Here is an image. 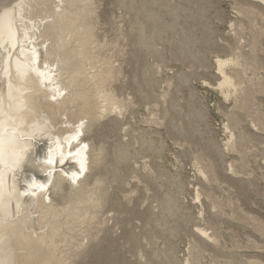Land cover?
I'll return each mask as SVG.
<instances>
[{
    "label": "bare ground",
    "instance_id": "bare-ground-1",
    "mask_svg": "<svg viewBox=\"0 0 264 264\" xmlns=\"http://www.w3.org/2000/svg\"><path fill=\"white\" fill-rule=\"evenodd\" d=\"M81 1L0 0V258L1 256L4 258L7 256L5 264H84L83 262L88 256L98 254L103 258L101 264L134 263V261L129 263L125 259L127 257H123L124 255L121 256V260H117V258L113 260L114 256L107 249L108 244L103 245L104 241L115 244L118 242V238L123 235V229L119 224V220L125 218L123 211L118 209L116 214H111L109 217L103 218V220L101 218L102 211L110 204H117V206L123 207L126 205H123L124 203L121 202V199L116 194H114V199L111 194L114 188L113 181L118 180L119 183H122V186L123 183H129V177H121L119 171L123 169L121 163L126 162L125 159L131 154L129 150V146L132 144L131 137L127 141H122L120 138L116 139L111 148L113 149V154L114 152H119L120 155L117 153L114 156L113 154L108 155L109 148L106 141L100 140V142H96L92 132L96 123H104L103 119L119 122L125 118L126 114L134 111L138 103L137 98L141 96L140 90L143 91V89L138 87V85L140 92H136L137 88L135 90L140 96L137 94L135 96V92L133 94L132 92L128 93L126 96L118 94L114 83L124 76V72L123 65L117 57L123 58L128 53L126 49L127 42L125 44L122 43L126 38V34L121 29L120 24L122 22H116L118 27V35L116 37L100 36L97 32V20L102 0ZM157 1L160 0H120L121 3L119 4L128 9L130 8V10H136L134 17L130 20L129 28L132 31L134 29L139 32L135 42L137 49H148L151 47L152 54L161 55V50L159 51V49L155 48V42L165 39L172 41L175 45L179 43L183 45L190 43L189 45H191L195 37H192L190 30H186L185 35L182 36L178 27L179 18L183 14L188 16L185 12L187 10L184 9L187 7L184 6L182 8L184 10H181L180 7L184 4L180 6L172 5L170 0L159 3L158 5L165 7L167 12H172L171 20H165L161 11L152 8V5ZM69 3L80 4L78 6L79 9L82 6L80 13H84L85 16H88L86 14L93 16V18L91 17V22L71 19V13L73 12L68 8ZM149 4H151L150 7ZM236 6L241 18L234 20L230 29L232 34L231 32L230 34L228 33L233 41L226 47L229 49V55L223 59L218 54L214 62L217 82L215 86L226 100L232 99L234 104L233 109L226 113L228 123L225 125V129L228 130L229 136L227 135L224 144L220 145L221 143L218 144L214 141V145L216 150H218L219 159L222 158L223 160L228 155L226 151H235L238 154V158H236L239 162L235 159L238 163L231 160L228 166L230 168L227 167L234 173L241 172L243 169L246 171L245 166H247L249 161L246 157L251 155L248 150V144L255 137L254 133L251 132L252 129L249 130L244 127L245 120L240 111H244L243 113H245L244 115L248 118L249 123L256 127L257 131H264V111L261 108V100L258 97L264 94V0H242ZM139 12H146V17H143ZM204 12L205 10L203 9L197 10L200 17L203 16ZM66 21L68 22L66 23ZM206 25L208 26V24ZM51 30L55 34L57 30L60 31L61 35H59L60 38L57 41L53 40L54 33ZM71 30L75 32L84 31L85 40L81 43L77 42V45L82 47L81 51L77 52L75 56L83 55L87 61L80 66L78 74L84 76V79L87 80V86H91V81L93 80L95 83L94 87H84L83 84L79 85V87L71 86V82L74 79V67L71 68L69 65L68 56H73L74 54H71V45L65 44L69 39L68 36ZM168 31H171L172 35L167 38ZM209 31H211L210 36H212V33H214L213 29L210 28ZM208 33L207 35H209ZM244 35H247V38L241 43ZM177 36H179L178 40L176 39ZM196 39L198 41L200 38ZM211 42L214 43L213 41ZM130 44L132 45V43ZM245 46L247 49H244ZM191 48H182L180 55L183 54L187 59H191L192 50H195ZM97 51H103L104 53L102 52L101 55L96 53ZM205 59L207 58L205 57ZM205 59L204 61H206ZM116 62L118 63L116 64ZM200 62L199 64L202 63ZM45 65L52 72L51 81L48 84L42 83L39 75V71H43ZM149 67L148 65L145 66V72L150 69ZM184 75L181 78L182 83H186L190 79L189 76ZM136 76V74L133 75L131 80L128 81H133ZM167 82L165 81L171 86L172 82H169V80ZM145 83L148 84L149 80L148 82L145 80ZM135 84L137 85V83ZM153 85H151L152 88L154 87ZM169 86H167L166 90H168ZM152 92L154 91L151 90ZM169 92H165V90L163 93L160 92V98L166 99L167 96L171 95H169ZM202 94L205 95L203 92ZM143 97H146V95L141 96V98ZM164 99L155 101L156 108L154 110L151 109V114L149 113L152 115L149 120L150 124L162 125L170 117V110L160 107L165 102ZM173 104L176 105L175 100ZM102 126L104 125L102 124ZM173 127H176L179 134L184 133V129L177 124ZM139 129L141 130V128ZM130 130L132 131V141L134 139V144L138 143L140 149L146 145V148H153L156 153L162 152L161 148L163 146H159L160 143L157 145V142L155 144L156 140L150 136V130V132L148 131L149 133H136L135 131L137 130H132V128ZM154 133H157L158 136L160 135L156 130H154ZM34 135L36 139H30ZM73 137L76 138L71 139L69 143L68 141ZM70 153L71 155H69ZM112 155L113 160L109 169L112 175L108 180L99 175L96 172V168L101 170L100 163L103 159L105 160ZM49 158L53 159V164L48 163ZM195 159L204 179L209 182H217L219 180L220 171L218 169L221 164L218 161L205 152L198 154ZM106 161H104V164ZM81 165H83V168H81ZM141 165L144 173L136 175V180L143 183L141 188L148 192L152 190V186L155 183L152 185L150 179L154 176L159 181L160 175L163 173L155 170L156 168L149 162H143ZM132 168L130 169L131 172L134 169ZM225 168L223 170L226 171ZM74 176L75 179H73ZM174 179L177 180L178 178ZM244 179L247 180L245 176ZM163 181L161 183L157 182L159 191L153 189L155 192L153 195L150 194L156 205L148 207L149 219L145 220L143 226L142 224L141 226L155 230L158 228V230H161L163 229L161 226H163L166 231L174 235L176 226H173L176 224L171 226L172 228L170 226L168 228V220L165 221L164 218H166L165 215L175 216L179 209L180 201L178 202V198L173 194L176 189L168 193L164 191L167 194L160 190V188L162 189ZM41 184L45 186L44 190L38 187ZM33 185L36 187L33 188ZM198 188L195 192L197 199L202 198L203 195L210 197L208 193L211 192L206 193L204 192L205 188H203L204 190ZM180 189L183 190L182 187ZM135 190L137 188L131 189L129 196L124 199L130 206H132L130 203L132 202L131 196ZM24 191L34 192V194L21 196ZM212 193L216 195L214 192ZM140 194L144 195L142 192ZM229 197L227 196V198ZM192 202L194 203V201ZM211 203L213 207L219 209V199L218 201L213 199ZM137 207L136 212H132L131 215L139 221L141 215L145 212H140L142 208L139 205ZM227 208L230 209L229 207ZM164 213L166 214L161 221L159 216H163ZM220 213L224 214L226 212L220 210ZM121 216L122 218L119 219ZM110 220H112L111 226L108 225ZM172 223L170 222V224ZM209 225L210 228L200 225L195 227L197 230L195 229L196 231L193 232L194 239H192L193 242L190 248V254L194 251V260L201 258L203 247L208 245L219 247L220 245L223 236L221 226L217 223H211V221H209ZM136 229H138V226L132 221L128 230L132 240L136 238L138 240ZM208 229H212V231L207 233ZM102 231L105 233L109 231V233L102 236L100 235ZM259 231L264 233V226ZM139 235L141 236V234ZM157 238L160 237H155V239ZM152 244L150 243V245ZM101 247L104 250L103 252H100L102 250ZM144 247L143 244L138 242V250L134 255L143 258L147 253ZM148 249L150 248L148 247ZM153 254L154 258H157L163 253L155 252ZM165 255L169 258V264H178L176 256L169 257L166 253ZM52 258H54V261H49ZM236 258L229 256L223 261L214 258L213 262L215 264H237ZM137 259L139 258L137 257ZM143 259L148 261L145 263L151 264V260L146 259V257ZM189 263L191 264L190 259L187 264Z\"/></svg>",
    "mask_w": 264,
    "mask_h": 264
},
{
    "label": "rangeland",
    "instance_id": "rangeland-1",
    "mask_svg": "<svg viewBox=\"0 0 264 264\" xmlns=\"http://www.w3.org/2000/svg\"><path fill=\"white\" fill-rule=\"evenodd\" d=\"M80 1L81 0H78V2ZM83 1L84 0H82L81 2ZM171 1H173L174 3ZM238 1L240 2L242 0H170V3L172 5L180 6L184 4L182 5V7H180L181 10L185 9L187 10L185 12L188 16H193V17H188L183 14V16L179 18L178 27H179V32L182 34V36L185 35L184 33H186V30L189 29L190 30L189 32L191 33L192 37L195 38H194V42L193 43L191 42V45H189L190 43L187 45H183L182 43H179L178 45L181 46L175 45L172 41H169L167 39L158 40V42H155V48L159 49V51L161 50L160 51V54L162 53L161 56V55L152 54L150 50L151 47L148 49L146 48L139 50L137 49L138 47L135 44V42L139 32H137L134 29L132 31L129 28L130 20L134 17V13L136 11L135 9L130 10V8L128 9L125 6L119 4L121 3L120 0H102V6L100 10H98V14H99V18L97 20L98 34L100 36L106 35V37L109 38L116 37L118 35V27L116 22L120 23V21L122 22L120 24L121 29L123 33L126 34V38L122 43L125 44L127 42L126 49L128 50V53L124 55L123 58L117 57L123 65L122 67L124 72V76L121 77L119 81L116 80V82L114 83V85L117 88V92L121 96L123 95L126 96L128 93L131 92L133 94L137 88L136 92L141 91L140 92L141 96L146 95V97L141 98V96L135 92L134 95L135 96L139 95L140 98H137L138 103L136 104L134 111H131L128 114H126L125 118L119 122H114L111 120L106 121V119H103L104 123L102 124L104 126H102V124L96 123L95 124L96 126H94L95 128H93V132H92V135L96 142H100V140L106 141L107 147L111 149V150L108 149V155L113 154V149L111 147L113 146L112 144L115 143L116 139L120 138L122 141H127L131 137V142H132V144H130L129 146L130 147L129 150L131 154L129 155L128 158L125 159L126 162L121 163L123 169H120L119 171L121 177L123 176H125L124 178L129 177L128 178L129 183L127 182L123 183L122 186V183H119L118 180L113 181L114 188H113V193L111 194V197L113 199H114V194H116L121 199V202L124 203L123 205L125 204L126 205L123 207L120 205L117 206V204L115 205L110 204V206L104 208L105 210L102 211L103 213L101 214V218L103 220V218L105 219L107 216L109 217L111 214H116L118 209H121L125 217L123 220L120 219L122 218L123 215L119 217L120 219L119 224L123 229V235L120 238H118V242L115 244H110L107 241L103 242V245L108 244L107 249L109 250L110 254L114 256L113 260H116V258L117 260L119 259L121 260L122 258L121 256L124 255L123 257H127L125 259H127L129 263L134 261V263L131 264H142V263L147 264L145 262L148 261H145V259H143L145 257L146 259L151 260V264H169L168 263L169 258L165 255L166 253L169 257L176 256L175 258H177L178 264L179 263L187 264L189 259L191 260V264H215L213 262L214 258L216 260L223 261L225 258L229 256L234 258L237 257L236 258L237 264H247V263L264 264V233L259 231V229L262 226H264V131H257L256 127L252 126V124L249 123L248 118L246 117V115H244L245 113H243L244 111H240L245 120L243 124L244 127L245 128L247 127L246 129L249 130L252 129L251 132H253L255 136L254 139L250 141L248 144L249 146L248 150L251 155L246 157L249 160L247 166H245L246 171L245 169H243L241 172L238 173L231 172L232 170L228 169L230 168L228 167L229 163H231V160L233 161L237 160L238 154L235 151L232 152L226 151L228 155L225 156L223 160L222 158L219 159L218 157L219 154L217 153L218 150H216L214 145L215 142L218 144L221 143L220 145L225 143V139L228 135V130L225 129V125L228 123V116L226 113L231 111L234 105L233 100L232 99L226 100L215 86V83L217 82L215 79L216 67L214 62L216 61L215 59L218 54H220V56H222L223 59L227 58V56L229 55L228 54L229 49L226 47L229 46L228 44L233 43L232 37L229 36L230 32L232 34V31L230 30L232 28L231 24L234 22L236 18L238 19L241 18V15L237 12L238 7L236 5L239 4ZM161 2L163 3L165 2V0L157 1L152 5V8L161 11L163 18L165 20H171L172 12H167L166 11L167 9L165 7L158 5ZM79 5L80 4L77 3H69L68 8H70V10H72L73 12L71 13V19L73 20L77 19L78 21L81 22H91V17L93 18V16H91V14H86L88 16H85L84 13H80V10H82L81 9L82 6L79 9L78 7ZM150 6L151 4H149V7ZM184 6L187 8L182 9ZM201 8L205 10L202 17H200V15H198L197 13V10L199 11L202 10ZM139 14H142L143 17H146V12L144 13L139 12ZM147 20L150 21L149 18H147ZM67 22L68 21H66V23ZM206 24H208V26ZM212 27H214L215 30ZM210 28L213 29L214 32L212 33V36H210L211 35L210 34L211 31H209ZM206 29L209 31V33ZM51 32L54 33L53 30H51ZM70 32L71 33L68 36L69 39L67 42H65V44L71 45V50H72L71 54H74L73 56H68L70 61L69 65L71 66V68L74 67L73 68L74 79L71 82V86L79 87V85L83 84L84 87L86 86L89 88L90 85L87 86V80L84 79V76L78 74L79 73L78 71L80 70V66L83 63H85L87 60L83 55L75 56L77 52L81 51V47H82L81 45H77V42L81 43L82 41L85 40L84 31L79 30L78 32H75L71 30ZM207 33L209 35H207ZM59 35H61V33L59 30H57L56 34L54 33L53 40L57 41L60 38ZM167 35H166L167 38L170 37L172 35L171 31H168ZM178 38L179 36L176 37L177 40ZM196 38L198 39L200 38L198 40L199 43ZM246 38L247 35H244V38L242 39L241 43L244 42ZM202 39L204 42L202 41ZM211 41H213L214 43H212ZM130 43H132V45ZM188 47H192L191 49H195L192 50L193 59L192 58L187 59L186 57H184L183 54L180 55V52ZM245 48L247 49L246 46L244 47V49ZM102 52L97 51L96 53L101 54ZM196 56L198 57V59ZM205 57L207 59H205ZM194 58H196L195 59L196 61L194 60ZM204 59L206 61H204ZM197 60L201 61L202 63L200 62L201 64H199V61ZM117 63L118 62H116V64ZM147 65L148 67L150 65H152L153 67L150 66L149 68L152 69L151 70L149 69L150 71L148 70L147 72H145V66ZM156 66L158 69L156 68ZM156 69L159 71V73ZM152 70L153 72H151ZM135 74L137 76L133 79V81H128L131 80V77ZM183 74L189 76L190 78L186 83L181 82V78H183ZM148 77L155 80H151ZM167 78L169 82H172L171 86L167 84L168 83ZM144 79L147 82L149 80V83L146 84ZM138 81L140 84L138 83ZM165 81L167 83H165ZM151 82L152 83L154 82L155 84L153 83L154 84L153 85ZM135 83H137V85ZM94 84L95 83L92 80L90 88L94 87ZM151 85H153L154 87L152 88ZM137 86L142 87L141 89H143V91L142 90L139 91ZM167 86H169L168 90H166ZM151 90L154 92L151 93ZM164 90L165 92L170 91L169 92V95L171 94L169 96L170 98L168 96L166 99L160 98L161 95L160 92L163 93ZM202 92L205 95H203ZM258 97L261 100V108L264 111V94L259 95ZM175 98H177L178 100ZM163 99L165 102H163L160 107L163 109L165 107V109L170 110L169 112L170 117H168V119L162 125L158 126V125L150 124L149 120L152 117V115H150L151 114L150 112L151 109L154 110V108H156L155 101L163 100ZM174 100L176 102V105L173 104ZM171 104L173 105V107ZM200 112L201 114H199ZM174 123H176L179 127H182L184 131L182 128L181 129L184 133L179 134L176 127L175 128L173 127L174 125H176ZM130 128H132V130H137L135 131L136 133L138 132L149 133L151 131L150 136L152 138L154 137V140H156L155 144L158 143L157 145H159L160 143L159 146L161 147L163 146V148H161L162 152L156 153V151H154L153 148L150 149L146 148V145L143 146L144 148L141 147L140 149L139 144L138 143L134 144V139L132 141V136H131L132 131L130 130ZM139 128H141V130ZM154 130L158 131L160 135L158 136L157 133H154ZM198 130L200 131V133ZM125 133L128 135H126ZM204 152L210 155L214 160L218 161L219 164H221L219 165L220 168L218 169L221 172V173L219 172L220 177L219 180L217 181L218 183L216 181L209 182L206 179H204L203 176H201L202 174L198 169L199 165L195 158L198 154ZM117 153L120 155L119 152L116 153L114 152L113 155L116 156ZM113 155L105 159L107 160L105 164H104L105 160L103 159V161L100 163L101 170L96 168V172L108 180L112 175L109 169L111 168L110 164L112 163L111 161L113 160ZM237 161L235 162L238 163L239 161L238 162ZM143 162L144 163L149 162L150 164H152L153 167L156 168L155 170H157L160 173L161 172L163 173L160 175L161 181L160 180L157 181V179H155L156 177L154 178V176L152 179H150L152 185L154 182L155 183L152 186L153 187L152 190L148 192L144 191L141 188L143 183L138 182L136 180V175L138 176L140 173H144L143 169H141L142 166L141 164H143ZM132 166L134 169L132 168ZM131 168L133 169V172L130 171ZM224 168L226 169V171L223 170ZM164 174H166L167 176ZM244 176L245 178H247L248 181L244 179ZM174 178H178L179 182L178 179L176 180ZM162 181H163V186L162 189L160 188V190L163 192L166 191L168 193L169 191H173L176 189L177 192L175 191V193L173 192V194H175L176 197L178 198V202L180 201L179 209L177 213H175V216H167L165 215L166 213H164L163 216H159L162 221L165 215L166 218L164 219L165 221L168 220V225H167L168 228L176 224L173 226V227L176 226L175 227L176 232L174 235H171L168 231H166L165 227L163 226H161L163 229L161 230H158L159 228L157 229L160 232H158L155 229L142 227L143 222L149 219L148 217L149 213L147 210L148 207L156 205V202H153V199L151 198L150 194L153 195L155 191H159L157 182L161 183ZM180 187H182L183 190L180 189ZM198 187L200 189L205 188L204 192L206 193L211 192L208 193L210 197L208 198V196L203 195L202 198L200 197L201 199L200 198L197 199L195 192ZM133 188H137V190H135L132 193L131 196L132 202H130L132 206H130V204H127V202H125L124 199H126L127 196H129L130 190ZM153 189H155V191H153ZM140 192H142L144 195L140 194ZM166 192H164V194H167ZM212 192H214L216 195H214ZM227 196L230 197L227 198ZM221 197L222 199H220ZM212 198L217 201L219 199V205H220L219 209L211 205L212 204L211 202L213 200ZM226 200L227 202H225ZM192 201H194V203ZM137 205H139L140 208H142L140 209V212L141 211L142 213L145 212L142 215L140 214L141 219L139 221L137 219H134L131 215L132 212H136V208H138ZM240 205L243 207H241ZM225 206L229 207L231 210ZM220 210L223 212L225 211L226 213L221 214ZM244 215L245 217L246 216L247 217L245 218ZM223 217L226 218L224 219ZM248 218H249V222H248ZM132 221L134 224H136V226H138V229L135 230L136 233L138 232V240L137 238L135 240H132V237L129 235L128 232ZM209 221H211V223H217L219 226H221V230L223 231L222 232L223 236L221 238L220 245L219 247H215L214 245H208L206 247H203L204 249L202 250L203 252H201L202 255L201 258H199V260L195 259L196 260L195 261L193 257L194 251L193 252L191 251L192 253L190 254V248L193 242L192 239H194L193 232L197 230V228H195L197 225L210 228ZM170 222L172 224H170ZM110 223L112 224V220L109 221L108 223L109 226H111ZM140 230L141 232H139ZM211 231L212 229H208L207 233H210ZM108 233L109 231L106 233L102 231L100 235L102 236L104 234L108 235ZM139 234H141V236ZM139 236L142 238H140ZM155 237H160V238L155 239ZM154 240L157 241L155 242ZM138 242L145 246L144 248L146 249L147 252L143 258H141V256L134 255L138 250ZM150 243L151 244L154 243V244L150 245ZM155 245L157 246L155 247ZM148 247L150 249H148ZM153 249L156 251H154ZM103 251L104 250L102 248L100 252ZM158 251H161L163 254H160V257L158 256L157 258H154L153 253L155 252L161 253ZM137 257L142 260L137 259ZM102 259L103 258L100 256V254L91 255L88 256L84 262L83 261L82 262L84 264H96L100 262ZM143 260L144 262H142ZM49 261H54V258L49 259ZM101 263L102 261L99 264ZM122 264H126V263H122Z\"/></svg>",
    "mask_w": 264,
    "mask_h": 264
},
{
    "label": "snow or ice",
    "instance_id": "snow-or-ice-1",
    "mask_svg": "<svg viewBox=\"0 0 264 264\" xmlns=\"http://www.w3.org/2000/svg\"><path fill=\"white\" fill-rule=\"evenodd\" d=\"M39 75H40V77H41V82H42V83H44V84H48V83H50V81H51V76H52V72H51L50 69H48L47 65H45V68H44L43 71H39ZM53 98H55V97H53ZM77 135H79V134H77ZM75 138H76V137L70 138V140H69L68 142L70 143V142H71V139H75ZM30 139H36V136L34 135V136L31 137ZM69 155H71V153H70ZM21 159H22V158H21ZM48 163H49V164H53V163H54L53 159L49 158V159H48ZM81 168H83V165H81ZM73 179H75V176L73 177ZM32 187L35 188L36 186L33 185ZM38 187H39L41 190H44V188H45V186H44L43 184L39 185ZM32 194H34V192L24 191V192L21 193V196H28V195H32Z\"/></svg>",
    "mask_w": 264,
    "mask_h": 264
},
{
    "label": "water",
    "instance_id": "water-1",
    "mask_svg": "<svg viewBox=\"0 0 264 264\" xmlns=\"http://www.w3.org/2000/svg\"><path fill=\"white\" fill-rule=\"evenodd\" d=\"M6 261H7V256L5 258L3 256H1V258H0V264H2V263L5 264Z\"/></svg>",
    "mask_w": 264,
    "mask_h": 264
}]
</instances>
